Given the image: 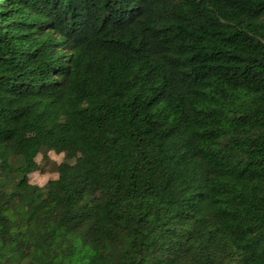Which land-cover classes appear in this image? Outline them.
<instances>
[{"label":"trees","instance_id":"16d2710c","mask_svg":"<svg viewBox=\"0 0 264 264\" xmlns=\"http://www.w3.org/2000/svg\"><path fill=\"white\" fill-rule=\"evenodd\" d=\"M0 159V264H264V0H0Z\"/></svg>","mask_w":264,"mask_h":264},{"label":"rangeland","instance_id":"374dc122","mask_svg":"<svg viewBox=\"0 0 264 264\" xmlns=\"http://www.w3.org/2000/svg\"><path fill=\"white\" fill-rule=\"evenodd\" d=\"M42 155H46V157L43 159ZM62 159L63 154H56L53 151H46L40 154L37 157V162L41 165V169L30 174V182L38 185L49 183L50 192L56 194L59 190V184L57 182L55 164L61 162ZM65 159L70 164L81 163L80 153L73 149L67 151ZM94 197L98 198L97 196Z\"/></svg>","mask_w":264,"mask_h":264}]
</instances>
